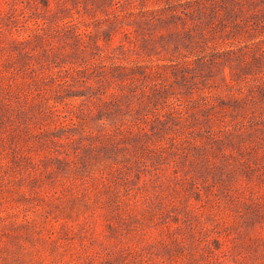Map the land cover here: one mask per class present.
Listing matches in <instances>:
<instances>
[{"label":"rangeland","instance_id":"rangeland-1","mask_svg":"<svg viewBox=\"0 0 264 264\" xmlns=\"http://www.w3.org/2000/svg\"><path fill=\"white\" fill-rule=\"evenodd\" d=\"M0 264H264V0H0Z\"/></svg>","mask_w":264,"mask_h":264}]
</instances>
